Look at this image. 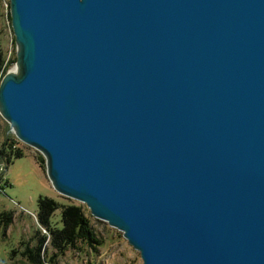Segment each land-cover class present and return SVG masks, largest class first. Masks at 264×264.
Wrapping results in <instances>:
<instances>
[{"label": "water", "instance_id": "water-1", "mask_svg": "<svg viewBox=\"0 0 264 264\" xmlns=\"http://www.w3.org/2000/svg\"><path fill=\"white\" fill-rule=\"evenodd\" d=\"M0 115L142 264H264V0H9Z\"/></svg>", "mask_w": 264, "mask_h": 264}, {"label": "rangeland", "instance_id": "rangeland-1", "mask_svg": "<svg viewBox=\"0 0 264 264\" xmlns=\"http://www.w3.org/2000/svg\"><path fill=\"white\" fill-rule=\"evenodd\" d=\"M0 44L6 58L16 59L9 0H0ZM15 65L14 61L8 70H12ZM7 125L0 115V141L4 135L13 134ZM17 146L21 148L23 155L13 158L6 168L0 163V213L11 212L10 223L4 228L0 226V264H29L20 255V251L22 244L29 242L34 236L39 195H47L60 202L66 201L52 187L45 166L39 161L41 153L19 140ZM89 215L94 233L100 241L95 245L96 249L85 245H80L79 249L69 248L63 255L53 257L52 262L46 261L45 264H142L139 252L120 231L93 217L90 212ZM52 219L57 226L60 225L59 209L54 212ZM12 249L15 250L14 253H11Z\"/></svg>", "mask_w": 264, "mask_h": 264}, {"label": "trees", "instance_id": "trees-1", "mask_svg": "<svg viewBox=\"0 0 264 264\" xmlns=\"http://www.w3.org/2000/svg\"><path fill=\"white\" fill-rule=\"evenodd\" d=\"M15 61V57L6 58L5 51L0 44V79ZM9 125H7V128ZM15 135H4L0 141V163L6 166L13 158L23 155ZM1 178V176H0ZM66 201H57L47 195H39L35 218L37 227L29 242L22 244L20 255L29 264H45L52 262L53 257L63 255L69 248L79 249L80 245L96 249L100 243L91 225L89 212L82 203L75 202L62 196ZM59 209L57 226L52 219L54 212ZM11 221V212L0 213V226L6 227ZM15 250L12 249L11 253Z\"/></svg>", "mask_w": 264, "mask_h": 264}, {"label": "bare ground", "instance_id": "bare-ground-1", "mask_svg": "<svg viewBox=\"0 0 264 264\" xmlns=\"http://www.w3.org/2000/svg\"><path fill=\"white\" fill-rule=\"evenodd\" d=\"M15 69H16V66L12 70H15Z\"/></svg>", "mask_w": 264, "mask_h": 264}]
</instances>
